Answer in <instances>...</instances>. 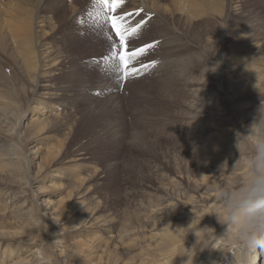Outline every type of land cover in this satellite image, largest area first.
<instances>
[{
	"label": "bare ground",
	"instance_id": "bare-ground-1",
	"mask_svg": "<svg viewBox=\"0 0 264 264\" xmlns=\"http://www.w3.org/2000/svg\"><path fill=\"white\" fill-rule=\"evenodd\" d=\"M123 1L121 31L135 28L127 41L138 38L139 25H128L126 19L140 8L154 17L158 34L139 45L165 38L166 55L171 58L176 51L180 60L174 73L169 60L165 79L183 89L178 114L188 119L190 168L165 177L166 170L157 165L163 178L139 189L146 197L137 199L126 191L137 212L128 213L121 227L111 213L98 214L108 208L89 192L102 168L88 160L85 144L102 131L116 133L117 124L111 121L113 129L100 128L95 134L89 130L94 119H82L77 106L93 100L81 93L92 87L90 79L79 80L72 69L78 86L84 83L79 93L70 65L94 51L75 39L62 44L56 39L71 35L67 19L91 0H0V264H62L59 247L64 259L77 264H264V143L258 141L264 137V19L250 22L243 9L244 22L238 27L240 7L247 0ZM219 32L237 39L218 50ZM6 62L13 74L3 70ZM132 66L130 58L128 72ZM58 74L66 79L61 84L53 81ZM114 89L105 82L94 90L105 95ZM105 100V113H115L111 96L96 103ZM236 103L247 111L254 131L236 120ZM143 132L132 131L137 147ZM32 166L37 171L29 174ZM38 174L44 184L27 189ZM62 179L71 181L70 189L53 206L55 195L47 191L59 189ZM49 222L64 225L61 233L51 231ZM252 230L258 232L255 237Z\"/></svg>",
	"mask_w": 264,
	"mask_h": 264
},
{
	"label": "rangeland",
	"instance_id": "rangeland-1",
	"mask_svg": "<svg viewBox=\"0 0 264 264\" xmlns=\"http://www.w3.org/2000/svg\"><path fill=\"white\" fill-rule=\"evenodd\" d=\"M65 1L68 4V2H72L73 0ZM247 1H249V4H242L240 7L238 27H240V25L244 22L243 9L246 10V17L250 22L252 19H255V21L257 22L261 19H264V0ZM123 9L124 8H121V10ZM133 11L135 12L134 16L131 18L130 24H139V34L137 35L138 38L134 39L132 43L129 42L127 44L129 49L136 48L139 49V51H134L133 53V51L131 50L133 54L134 66L127 73L128 79L126 82L120 83L116 78L117 73L115 64L113 62L114 57L112 56L111 51V47L114 42H110L107 39L109 36L106 25L107 18L103 14L101 4H97L95 1L91 0V4H84L81 7H78V9L76 8V10L72 12L71 18L67 19V26L69 25L71 35L67 34L65 37L61 34L56 38L59 44H62L64 42H73L74 39L78 40L80 43L83 42L86 45H90L94 51L93 55L90 54L87 57H77V60L71 63V76L72 81H75V79H73L75 77L72 75L73 69L75 71L74 74L78 76V79L80 78L83 81L86 78L90 79V82L88 84H90L92 87L83 88L81 93H84V97L93 99L91 100L93 102L84 101L77 106L82 109L79 113L82 119H94L93 123L89 124V126L85 123L89 127V130L95 134V131L101 130L100 128L104 129L112 127L113 129L114 123H111V121L117 124L118 130L116 133H112V131L109 130L108 134H105V132L102 131L98 135V138L94 139V142L92 141L91 144L90 142L89 144H85V151L89 152L87 154L88 160L90 162L95 161V164L102 168L100 173H98V177L94 178V187L92 191L89 192V195L95 193L97 199H100L103 202V204L108 208V211H106L105 213L104 209H100L98 211V214L108 215L109 213H111L112 216H114L113 221L115 222V226H117V228L127 223L126 216L128 213L137 212L136 208H134L133 206L134 201H131L130 198L128 199L126 191L135 193V197H137V199H142L146 196L142 191H139V189H142V186H154L153 184H155L156 180H160L163 178L161 174L162 172L157 174L155 171L157 165L163 166L164 170H166L165 177H169V175H171L174 171L176 172L181 170L182 167L183 170L187 172L190 168V158H193V156L188 154L186 151L187 143L185 142V138L187 137L186 131L189 132L187 124L188 119L186 116L178 114L181 101L180 99L183 95V89H180L179 87H172L174 82L168 80L166 82L165 79V71H167V69L169 68V60L171 62L173 61V64H175L174 67L171 68V71L176 67L177 69L179 68L178 63H180V60H177V58L174 57L176 51H173L174 53L172 52L173 57L171 58L166 55L167 49L164 45L165 38H159L149 42H144L139 45L142 39L145 40L150 36H155L156 34H158V30L155 31L156 29H153V21L155 19L148 12H145L140 8H137ZM250 22H248L247 25H249ZM233 30L237 35V38H239L240 35H238L237 33L239 32L238 28L237 30L233 28ZM260 33L261 36L264 37V27H261ZM237 38L230 36L225 37L223 33L219 32L215 45L218 46V50H221L230 45V42H233ZM207 49L211 52L213 48L209 45ZM182 57V62H185L187 56H184L183 54ZM195 57L197 58V56ZM220 60L221 59H219V62ZM4 66L8 67L4 68ZM4 66L3 70L5 72H7L8 74H13V67L10 62L4 63ZM172 73H174V70ZM90 74L92 76H90ZM162 74L164 75L161 76ZM65 80V77L61 76L60 74L53 77V81L56 84H61ZM82 80L79 82V86L77 81H75L74 83V86L79 93L80 86L82 87V85H84ZM105 82L114 84L116 89L105 95L95 92L94 89L98 87L100 88L103 83L105 84ZM128 84L132 85L129 86ZM94 94L99 98H94ZM110 96L113 99L112 101H114L111 102L112 104H110V107L114 106L116 111L115 113H113L114 111H110V115H107V112L105 113V105L107 103L106 100L105 102H101L98 104L96 103L98 102L96 100H102V98L108 99L110 98ZM248 100L250 99L248 98L247 101ZM238 104L236 105V109L233 108L234 114L237 118L236 120H241V122L243 121L242 126L245 129L254 131V127L250 126L249 124L251 120H246V116L248 114L246 113L247 111L241 109V106ZM97 109L100 110L98 111ZM175 109L177 111H174ZM101 111L102 113H100ZM260 128L261 124L258 123L256 129ZM135 129L144 131V141L143 143H140L141 147H137L135 143H133L132 131ZM261 131L264 132V128ZM258 141H261V144L264 143V137L260 136V140ZM33 155L34 154H31V157H33ZM66 160L67 159H65V161ZM84 168L87 167L84 166ZM36 171L37 167L32 166L29 174H34ZM40 178L41 175H39L38 178L34 180V182L31 181L30 186L27 187V189L33 187V189L38 190L39 187L44 184L39 180ZM60 182L62 183V186L55 192L51 193L50 189H48L47 191L48 194L55 195L52 201L53 206L59 204L61 200H65L67 198L66 193L70 189L69 184L71 181H69V179H62V181L60 180ZM192 184L193 185L191 186V188L193 189V191H195L197 184ZM128 185H130L131 189ZM151 198L154 199L156 203L159 202L156 197L153 196ZM42 199L43 197L40 196L39 201L42 202ZM50 212L54 213V209ZM46 216L50 221V215L47 214ZM48 224L49 229L51 228V231L56 230V232L60 231V233V227H64V225H61L60 222H58V224L53 223L52 226L50 222ZM30 232L36 231L30 230ZM257 233L258 232L252 230L251 236L255 237ZM57 251L59 255H61L59 256V258L61 259L62 264H77L74 263L75 261H73L71 257L68 258L67 256V258L64 259V256L60 254V247Z\"/></svg>",
	"mask_w": 264,
	"mask_h": 264
}]
</instances>
